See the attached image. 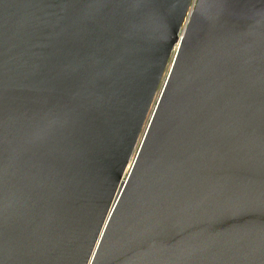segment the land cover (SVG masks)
I'll return each instance as SVG.
<instances>
[{"label": "water", "instance_id": "obj_1", "mask_svg": "<svg viewBox=\"0 0 264 264\" xmlns=\"http://www.w3.org/2000/svg\"><path fill=\"white\" fill-rule=\"evenodd\" d=\"M190 3L101 40L63 0H0L3 264H264V212L218 213L264 199V0H198L186 23ZM98 49L99 85L59 77ZM35 121L56 148L36 178L15 151Z\"/></svg>", "mask_w": 264, "mask_h": 264}, {"label": "snow or ice", "instance_id": "obj_2", "mask_svg": "<svg viewBox=\"0 0 264 264\" xmlns=\"http://www.w3.org/2000/svg\"><path fill=\"white\" fill-rule=\"evenodd\" d=\"M63 7L71 12L81 26L94 29L101 40L116 39L131 21L141 27L159 22V11L152 6V0H63ZM203 7L202 3L200 8ZM94 55L97 59L93 64H89L83 57L65 61L59 77L81 87L99 85L110 71H115V66L110 63L103 49L96 50ZM109 106L110 101L104 95H96L88 104V109L103 112ZM3 135L0 129V144L3 143ZM15 151L17 159L32 164L31 169L36 170L34 178L39 177L56 151L50 143V130L45 122L35 121L23 129ZM37 154L41 158L33 163ZM4 156L0 152V187L8 183V162ZM255 211L264 212V199L255 202L239 198L229 200L218 213L234 217ZM0 264H3L2 260Z\"/></svg>", "mask_w": 264, "mask_h": 264}, {"label": "built area", "instance_id": "obj_3", "mask_svg": "<svg viewBox=\"0 0 264 264\" xmlns=\"http://www.w3.org/2000/svg\"><path fill=\"white\" fill-rule=\"evenodd\" d=\"M197 1L198 0H191L190 7H189V11H188V14H187V17H186V21H185L186 23L188 22L192 11H193V9L195 8V6L197 4Z\"/></svg>", "mask_w": 264, "mask_h": 264}]
</instances>
